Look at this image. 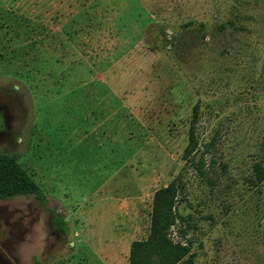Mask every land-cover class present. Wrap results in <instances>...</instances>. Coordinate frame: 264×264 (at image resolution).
Returning a JSON list of instances; mask_svg holds the SVG:
<instances>
[{"label": "rangeland", "instance_id": "1", "mask_svg": "<svg viewBox=\"0 0 264 264\" xmlns=\"http://www.w3.org/2000/svg\"><path fill=\"white\" fill-rule=\"evenodd\" d=\"M0 153L48 197L0 200V264H125L174 182L193 261L264 264V0H0Z\"/></svg>", "mask_w": 264, "mask_h": 264}, {"label": "trees", "instance_id": "2", "mask_svg": "<svg viewBox=\"0 0 264 264\" xmlns=\"http://www.w3.org/2000/svg\"><path fill=\"white\" fill-rule=\"evenodd\" d=\"M223 28L224 26L221 27ZM198 118L199 105H195L189 143L183 156L185 160L199 150L200 142L194 132ZM19 160L20 155L17 153H0V200L26 197L45 205L48 200L47 194L19 164ZM254 167L258 182H263V167L258 163ZM198 170L200 174H204L202 165ZM179 193V186L175 182L155 192L150 233L146 239L132 242L129 264H197L191 256L190 242L175 241L171 236V229L181 219L177 209ZM53 221L62 232L69 233V224L65 219L56 217Z\"/></svg>", "mask_w": 264, "mask_h": 264}, {"label": "crops", "instance_id": "3", "mask_svg": "<svg viewBox=\"0 0 264 264\" xmlns=\"http://www.w3.org/2000/svg\"><path fill=\"white\" fill-rule=\"evenodd\" d=\"M132 244V243H131ZM131 244L126 248V252H125V257H124V262L125 264H129V257H130V247Z\"/></svg>", "mask_w": 264, "mask_h": 264}]
</instances>
